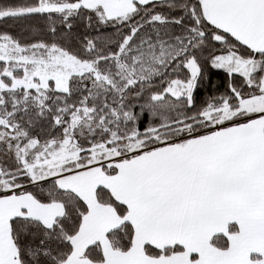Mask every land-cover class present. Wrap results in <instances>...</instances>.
I'll return each instance as SVG.
<instances>
[{
  "label": "snow or ice",
  "instance_id": "snow-or-ice-1",
  "mask_svg": "<svg viewBox=\"0 0 264 264\" xmlns=\"http://www.w3.org/2000/svg\"><path fill=\"white\" fill-rule=\"evenodd\" d=\"M0 264H264V0H0Z\"/></svg>",
  "mask_w": 264,
  "mask_h": 264
}]
</instances>
